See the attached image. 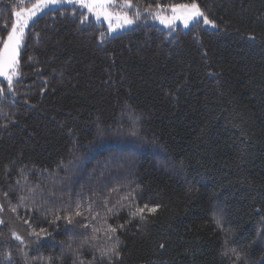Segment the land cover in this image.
Wrapping results in <instances>:
<instances>
[{
  "label": "trees",
  "instance_id": "16d2710c",
  "mask_svg": "<svg viewBox=\"0 0 264 264\" xmlns=\"http://www.w3.org/2000/svg\"><path fill=\"white\" fill-rule=\"evenodd\" d=\"M34 2L0 0V41ZM195 2L216 29L29 20L0 83V264H264V0Z\"/></svg>",
  "mask_w": 264,
  "mask_h": 264
},
{
  "label": "snow or ice",
  "instance_id": "6c2138e0",
  "mask_svg": "<svg viewBox=\"0 0 264 264\" xmlns=\"http://www.w3.org/2000/svg\"><path fill=\"white\" fill-rule=\"evenodd\" d=\"M65 2H69V0H36V2L33 3L30 8H21L20 10L13 12V15L15 16V22L11 24L10 31H7L6 39L0 41V43H2V48H0V76H3L7 80L8 88L12 87L13 77L18 75L19 48L25 35V28L28 26L29 20L35 16L37 12L42 11L49 5ZM75 2L79 3L82 8L87 9L89 13L94 15L96 20L103 19L107 21L109 31H115L117 28H122L125 25H131L134 23V20L129 18L127 11L120 12L118 9H116V0H75ZM149 7L152 6L149 5ZM155 7L161 8V13H155L153 15L160 21L161 24L165 25L166 27H172L176 21H181L185 28H188L193 22L198 25L202 23L203 25L211 26L212 28L217 27L215 21L210 19L205 11L201 10L200 6L195 2V0L190 3L171 4L167 6H161L157 4ZM124 8H132L131 0H124ZM165 10H170V17L162 14ZM136 15L138 16L139 13L137 12ZM5 27H7V25ZM0 91H3V88H0ZM130 135H137L135 129L130 132ZM21 199H23V197H21ZM105 204H107V201H105ZM76 208L77 210L75 215L81 216L82 213L79 210V203H77ZM146 209L150 213H155L157 211L156 206L149 208L148 205H144V207L137 208L136 212L132 213V215L135 216L139 214L140 219L143 221L145 219L143 213ZM0 210H2V207H0ZM108 211L111 212L112 209L109 208ZM60 218V216L56 217L57 220ZM93 219H95V216ZM68 222H72L71 218H68ZM0 223H2V221H0ZM216 223L219 226L220 220L217 219ZM83 227H88V225L84 224ZM118 227L122 229L123 225H119ZM92 231L96 232L99 231V229L93 227ZM107 231L114 234L117 232V227L109 225ZM16 238L19 239L18 236ZM92 239H95V237L93 236ZM108 239H112V236H109ZM118 243L119 238L117 237L111 249L112 253L116 257H119V252L116 248ZM160 247L163 248L164 245L161 244ZM230 251L235 254L237 259H239V253L236 252L235 248L230 249ZM223 254L227 255L228 251H225ZM104 255H107V253H102V256ZM108 259L111 261L112 257L109 256Z\"/></svg>",
  "mask_w": 264,
  "mask_h": 264
},
{
  "label": "rangeland",
  "instance_id": "374dc122",
  "mask_svg": "<svg viewBox=\"0 0 264 264\" xmlns=\"http://www.w3.org/2000/svg\"><path fill=\"white\" fill-rule=\"evenodd\" d=\"M23 1H25V0H23ZM34 3H35V2H34ZM32 4H33V3H30V7H31ZM132 5H133V4H132ZM30 7H27V8H30ZM59 7H75V8H78L80 11H82V12L84 13V15H85V20H86V21H93V22H95V23H97V24L103 25V26L105 27V29H106L107 34H108L109 36H111V37H112V36H115V35H117V34H120V33L124 32V31H127V30H129V29H131V28H133V27H135L140 21H142V20H144V19H148L151 23L156 24V25H158L159 27H161L162 29L167 30V31H169V32H175L178 28H182L183 30H188V29L191 28L194 24H196L195 22H193V23H191V24L189 25L188 28H185L184 25H183V23H182L181 21H176V22L172 25V27H166L165 25L161 24L160 21H159L158 19H156L155 16L153 15V14H155V13H161V9H159V10H155V11L150 12V13H148V12H144L143 15H140V14H139L138 16H137L136 14H135V15H131L129 12H136V11H134L133 8L125 9V8H124V0H116V5H115V7H116V9H118L120 12H122V11H127L128 15H129V18L133 19V20H134V23L131 24V25H125V26L122 27V28H117L115 31H109V28H108V22H107V21H105V20H103V19H101V20H96V18L94 17V15H92L91 13H89L87 9L82 8V7L80 6L79 3H76V2H75V0H69V2H65V3H57V4H55V5H49L47 8H44L42 11L37 12L36 15L33 16L31 19H32V21H33V20H35L36 18H38L39 16H41V15L47 13L48 11H51L52 9L59 8ZM132 7H134V6H132ZM22 8H23V7H22ZM162 14L165 15V16H168V17L171 16V12H170V10H165V11H163ZM31 19H30V20H31ZM203 26H204L205 28H209V29H216V28H212L211 26H207V25H203ZM26 28H27V27H26ZM25 35H26V34H25ZM25 35H24V37H23V39H22L21 46H20V48H19V54H20V49H21V47H22V43H24ZM18 61H19V56H18ZM18 64H19V63H18ZM16 78H17V76H14V77H13V82H14V80H15ZM0 83H3L4 86L6 87V89H7L9 92L13 90V85H14V83L12 84V87H11V88H8V87H7V80H6L3 76H0ZM85 181H86V180H85ZM259 244H261V246H264V241L262 240V241L256 242V245H257V246H259ZM237 250H238V252L241 254V252L239 251L238 248H237Z\"/></svg>",
  "mask_w": 264,
  "mask_h": 264
}]
</instances>
